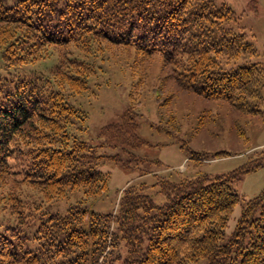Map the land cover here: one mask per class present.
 Masks as SVG:
<instances>
[{
    "label": "trees",
    "instance_id": "obj_1",
    "mask_svg": "<svg viewBox=\"0 0 264 264\" xmlns=\"http://www.w3.org/2000/svg\"><path fill=\"white\" fill-rule=\"evenodd\" d=\"M105 42L129 48L139 63L161 55L184 90L263 114L258 105L264 65L252 60L257 49L227 3L0 0V54L8 67L48 58L68 44L84 56ZM90 66L67 52L51 77L22 76L15 81L0 75V183L14 180L21 185L1 197L17 228L0 226V264H97L105 250L112 212L98 213L83 204L65 215H48L43 209L45 202L76 189L90 198L107 188V174L96 169L103 157L74 132L76 121H84L86 114L70 104L64 92L87 91ZM135 91L136 85L120 122L105 126L103 133L115 142L139 146L144 140L137 134L140 99ZM260 158L254 167L243 166L233 175L160 178L159 191L165 195L161 205L134 186H125L108 258L100 264H195L201 259L206 264H264V212L254 217L264 203V190L246 203L232 236L221 243L239 200L230 182L259 167L264 155ZM36 213L47 217L38 222L35 233L46 241L53 237L51 254L43 247L32 252L22 244L20 233L35 225L29 222Z\"/></svg>",
    "mask_w": 264,
    "mask_h": 264
},
{
    "label": "rangeland",
    "instance_id": "obj_2",
    "mask_svg": "<svg viewBox=\"0 0 264 264\" xmlns=\"http://www.w3.org/2000/svg\"><path fill=\"white\" fill-rule=\"evenodd\" d=\"M214 2L227 3L236 12L240 25L248 33V41L257 49L252 60L264 65V0H256L255 3L251 0ZM74 47L68 44L56 48L48 58L17 67H8L0 54V75L15 81L22 76L51 77L61 57L67 52L91 65L93 72L87 78L89 89L78 94H72L69 90L64 92L69 103L86 114L84 121L80 118L76 121L74 132L97 155L103 157L96 169L107 174V188L102 194L90 198L85 197L83 189H76L63 198L45 202L43 209L48 215H65L83 204L98 213L112 212L109 238L97 264L108 258L106 253L111 248L112 240L110 234L117 226L114 219L123 187L134 186L138 192L147 194L156 204L161 205L165 202V195L159 191L157 182L160 178L177 181L199 175L209 178L233 175L235 170L243 166L254 167L256 162L262 161L264 85L258 105L263 114H252L223 100L206 99L184 90L173 67L166 64L161 55L139 63L133 60L132 50L109 42L102 43L100 49L95 46L84 56ZM137 79L139 82L136 83ZM135 85L139 89L135 94L140 99L136 107L137 134L144 140L139 146L123 140L115 142L103 133L105 126L120 122L122 113L129 106V92ZM216 152L220 154L215 155ZM113 156H117L119 161L113 160ZM5 183H0V226L16 227V220L4 201L6 198L2 201L1 197L10 193L11 189L19 191L21 185L14 180H6ZM230 185L239 200L228 217L221 243L232 236L246 203L264 190V161L259 167L240 174ZM142 186L144 188L140 190ZM22 189L31 190L27 186H22ZM32 192L37 196L38 193ZM261 212H264V203L256 210L254 217ZM45 218L41 213H36L29 222L35 225L23 229L20 236H24L22 244L26 249L37 252L43 247L51 254L56 246L53 237L48 236L47 242L35 233L38 222ZM247 241L248 238L245 243ZM119 250L118 253L124 256V248ZM62 255L57 258L61 259ZM195 264H206V260L201 259Z\"/></svg>",
    "mask_w": 264,
    "mask_h": 264
},
{
    "label": "crops",
    "instance_id": "obj_3",
    "mask_svg": "<svg viewBox=\"0 0 264 264\" xmlns=\"http://www.w3.org/2000/svg\"><path fill=\"white\" fill-rule=\"evenodd\" d=\"M124 188V187H123Z\"/></svg>",
    "mask_w": 264,
    "mask_h": 264
}]
</instances>
